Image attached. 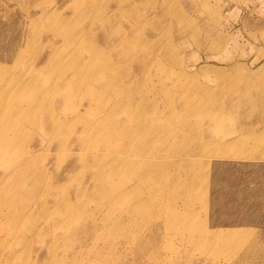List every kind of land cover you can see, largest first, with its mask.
<instances>
[{
    "label": "rangeland",
    "instance_id": "374dc122",
    "mask_svg": "<svg viewBox=\"0 0 264 264\" xmlns=\"http://www.w3.org/2000/svg\"><path fill=\"white\" fill-rule=\"evenodd\" d=\"M133 8L145 17L156 13L160 23L173 17L192 26L190 34H170L176 61L162 59L132 82L148 99L163 88L178 90L175 100L191 109L176 107L178 130L186 119L195 122L196 112L219 117L198 121L183 140L178 131L165 135L164 127L135 130L129 138L125 125L118 139L107 138L122 111L137 116V100L118 77L139 43L117 48L120 64L107 66L108 76L93 83L89 75L101 66L103 46L89 22L112 15L113 27L135 28L127 13ZM42 12L48 17L40 18ZM38 60L44 82L16 92ZM33 99L36 111L29 107ZM158 100L169 114L167 99L159 94ZM0 120L8 122L0 137L13 146L0 152V264H264V0H0ZM39 120L47 129L37 128ZM51 123L66 125V134L53 140ZM89 123L93 134L75 141ZM235 139L253 157L215 154L220 140ZM87 155L104 159V173L119 168L100 204L89 185L95 164L75 161ZM125 160L150 165L128 172L120 165ZM141 175L146 178L125 200L110 192L130 189ZM80 182L88 192L76 201ZM63 202L73 205L67 217L58 210ZM167 212L177 222L168 223ZM93 219L98 230L82 236Z\"/></svg>",
    "mask_w": 264,
    "mask_h": 264
},
{
    "label": "bare ground",
    "instance_id": "6f19581e",
    "mask_svg": "<svg viewBox=\"0 0 264 264\" xmlns=\"http://www.w3.org/2000/svg\"><path fill=\"white\" fill-rule=\"evenodd\" d=\"M99 13V12H98ZM127 13L131 15L132 21L135 25V28L133 26L124 24L128 22L127 20L123 22L124 26L120 27L121 25H117L116 28L111 25L112 23V15L110 17H106L102 20V18L99 16V18L91 19L90 25H92L93 29H96L101 37L100 41L102 43L103 49L99 51L101 58H100V65L98 69H96L95 72H92L89 77H91L90 81L95 83L100 80H103L108 76V72L106 70V67H111V69L115 68L117 65L120 64L119 57V51L122 47L128 46V40H131V43L133 40L136 42L138 41L139 46L137 44L133 45L131 53L133 54L132 62L128 63L124 66V71L119 75L118 81L120 85L125 86L126 89H128L130 95L133 97L132 100L137 102L134 105V110L137 112V116L129 115L127 114L129 111L124 110L122 113L126 116H122L120 121H117L114 123L113 127L109 131V134L107 135V138L109 140L114 141V139H118V137L122 136V133L120 132L119 126L125 125L129 132L123 135H127V137L132 138L133 135H135V130H140V132H144L146 129L149 128L150 131L156 130L158 132H161V130L165 129L164 134H170V133H176L178 131V137L183 140L187 137V131L194 129L196 131L195 127H198V121H207V119H211L215 122L219 117L209 111H201L196 112V119L195 122H191L190 119H186L183 122L182 128L178 130V126L176 125V122L173 118L174 112L176 111V107L178 106L179 109L183 110L185 113L191 111V109L185 104L181 103L175 100L176 94L178 93V90L171 91L170 88H163L160 90V92H156L150 95V99H148L146 96H144L142 88H138L134 82L132 84L133 79L140 78L143 76V73L146 71H150L153 69L154 66L157 65L158 62H161L162 59H171L172 61H176V54H178L177 47L174 46L173 41L170 39V34L175 36H181L182 34H190L192 31V26L189 24H186L185 22H181L176 20L173 22L174 18L172 17L169 22L161 23L156 18V13L153 14L151 17H145L144 14L140 11L139 8H133L129 11L127 10ZM142 13V14H141ZM177 15V14H175ZM50 16V14H49ZM48 17V14L46 12H42L40 15V18L45 19ZM159 19L165 17V14H161L160 16H157ZM176 18V17H175ZM97 21V22H94ZM93 22V23H92ZM130 23V22H129ZM128 23V24H129ZM146 25L148 27H146ZM135 29V30H134ZM136 32V33H135ZM146 32L145 38H143L141 35ZM54 35H60L61 30L55 29ZM88 36L83 38L80 41L79 47L80 50L76 51L75 57H79L82 53V51L86 46L84 45L81 48V43L87 41ZM91 41L90 39H88ZM171 40V41H170ZM163 42V46H161ZM130 43V44H131ZM98 48V47H97ZM117 48H120L117 50ZM138 48V49H137ZM87 49H85L86 51ZM100 50V49H99ZM136 50L139 52L137 54ZM84 51V52H85ZM113 55V56H112ZM56 56V55H55ZM73 59V57H72ZM51 61V58L47 59V63ZM45 64L39 62V60L35 64L34 71L32 75L30 76V79L26 84H23L22 82L18 81L17 85H14V90L16 92H21L22 90L32 88L34 89L36 83L42 79L44 76L43 74V67ZM144 79V77H143ZM42 82L43 79H42ZM12 83V82H11ZM58 83H61L58 81ZM57 87V84H55ZM135 87V88H134ZM134 88V89H133ZM174 88V85L172 86V89ZM58 89V88H57ZM46 91H49V88L45 87ZM159 94L162 95V97H165L167 101L169 102V114L166 112H162V106H158L160 100H158ZM42 100V98H41ZM62 103H64V99H59ZM39 101L36 99L32 100L31 105L29 106L31 110L36 111L38 109ZM117 105V104H116ZM19 109H22L25 111V109L21 106ZM74 117H80L81 111L78 114V111L74 113ZM164 114V115H161ZM51 115V113H50ZM53 119V116L50 117V119ZM142 119H148L150 120V124L144 125ZM7 121V120H6ZM40 121V120H39ZM39 126L37 127L40 130L47 129V122L40 121ZM94 123L86 124V126L79 131L75 132L74 139L77 141L81 137H90L93 132L95 131V126L93 127ZM52 128L55 127L53 140L56 137H60L62 134H66V128L64 124H53L51 123ZM193 125H195L193 127ZM8 127V122H3L0 120V134L5 131ZM210 133L209 135H211ZM241 141L240 139H235L234 141H221L217 143L219 145L218 147L214 148L215 154H219L221 157H233L236 158L240 154L246 155V156H252L250 152L247 153L241 152ZM258 144V143H257ZM13 149V146L9 143V140L4 139L3 137H0V152L5 153L9 152ZM59 150H64V146L58 147ZM132 150V149H131ZM61 153V152H58ZM60 155H58V158ZM67 157L66 159H68ZM70 161V160H69ZM76 162H82L84 165L90 167L91 164H95L94 168V177L90 178L91 186L90 191L94 199L97 203H101L102 197L101 192L104 188H106L107 183H109L110 176L113 175V173H116L119 168H115L112 171H109L107 173H104L106 171V167L104 164V159L95 155H87V156H79ZM140 166L139 170L135 169V161L131 160H125L123 163H120V165L124 166V169L128 172L131 170L135 173H140L142 171H147L148 165L150 164H144L140 161H138ZM137 163V162H136ZM100 175L99 179L97 176ZM146 178L144 175L141 176H135L134 181L135 183H132V187L130 189H127L126 191L123 190L121 187H112L110 188V192L114 195H117L119 193L118 199L120 201L125 200L131 191L133 189L137 188L139 186V183L141 180ZM132 179L130 182H132ZM180 181V180H178ZM141 184V183H140ZM85 188V187H84ZM83 188L82 183L80 182L79 186L75 188L76 191H74V199L78 201V198L80 196H83L88 191ZM128 188V187H127ZM184 191H186V188H184ZM36 198V196H35ZM109 198V197H108ZM98 200V201H97ZM96 203V204H97ZM109 201L107 202V204ZM57 204V203H56ZM58 210L62 213L66 212V217L69 216V213L71 212V206L67 202H63L61 204H57ZM167 218L166 221L170 224H174L173 222H177V219H175L173 216H171V212H167ZM96 219H93L90 224H87L83 230H81L82 236H89L92 232H95L98 230L94 225L93 222ZM123 222H121L119 219H116L113 223L115 226L114 229L120 230L123 228ZM11 260V259H10Z\"/></svg>",
    "mask_w": 264,
    "mask_h": 264
}]
</instances>
